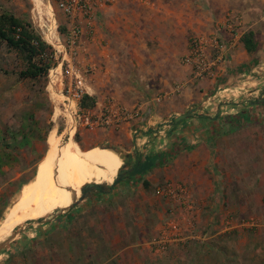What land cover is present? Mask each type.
Listing matches in <instances>:
<instances>
[{"label":"crops","instance_id":"1","mask_svg":"<svg viewBox=\"0 0 264 264\" xmlns=\"http://www.w3.org/2000/svg\"><path fill=\"white\" fill-rule=\"evenodd\" d=\"M263 6L264 0H117L103 9L81 58L82 65L94 67L85 80L95 100L89 110L97 111L110 97L140 105L141 115L119 128L87 131L84 143L72 135L66 145H56L51 131L33 178L22 170L0 185V201L17 194L0 221V240L17 230L6 248L10 264H138L157 230L149 242L160 255L166 247L157 240L169 232L160 230L165 208L176 205L162 190L167 182L183 188L191 205H176L167 227L177 218L183 232L190 230L184 216L202 225L221 220L229 230L239 231L244 220H260L264 227ZM228 20L237 24L234 32ZM247 30L257 43L252 52L239 39ZM195 34L232 41L213 77L193 78L191 65L183 62ZM55 77L48 89L59 103ZM187 110L190 115L171 124ZM171 148L170 157L141 178L92 190L59 209L71 202L66 187L78 196L89 181L110 185L124 155L143 159ZM0 155L3 174L11 163ZM63 158L68 162L61 171Z\"/></svg>","mask_w":264,"mask_h":264},{"label":"rangeland","instance_id":"2","mask_svg":"<svg viewBox=\"0 0 264 264\" xmlns=\"http://www.w3.org/2000/svg\"><path fill=\"white\" fill-rule=\"evenodd\" d=\"M48 3L52 5L53 1L0 0V13L9 11L33 25L31 15L34 12L41 17L48 15L52 24L53 10ZM57 19L58 22L64 20L60 11H57ZM24 67V63L15 52L0 43V153H3L4 160L11 163L9 169L0 174V185L22 170H27L26 175L29 179L33 178L38 162L48 147L47 138L51 131L60 137L61 143L68 137V123L62 117L54 116L55 107L59 103H56L50 95L48 73L34 79L23 78L18 75V72ZM54 84L56 89L59 88V78ZM95 128L80 125L75 135L73 134V138L84 143L87 141L85 138L91 135L89 133L86 137L85 132L93 131L92 129ZM77 132L80 137L76 135ZM10 189H5L4 193ZM79 194L80 192L78 196ZM16 199L17 194L11 197L6 196L0 201V221ZM176 207L174 204L169 205L168 208L166 206L167 218L165 217L162 223L165 228L160 229L163 232L169 231L167 222L173 219L177 212ZM46 217L47 215L42 218ZM184 219L190 226H188L190 230L184 231L186 235L182 234L184 232L181 229L178 235L180 239L166 243V248L157 255L151 249L152 244L149 242L157 235L159 231L157 230L156 234L147 240L150 251L139 252L138 264H264L262 221L250 220L253 226L245 224L246 220L240 221L241 227H237L239 228L237 231L236 228L234 230L226 228L228 224L222 223L221 220L202 225L200 221L191 219L192 222L190 218L187 219V216H184ZM174 221L178 219L175 218ZM189 221L192 222L191 225ZM24 235L25 233H21L20 238ZM6 248H9V244L0 251V264H10V258L7 257L9 250ZM14 260L17 262L16 258Z\"/></svg>","mask_w":264,"mask_h":264},{"label":"built area","instance_id":"3","mask_svg":"<svg viewBox=\"0 0 264 264\" xmlns=\"http://www.w3.org/2000/svg\"><path fill=\"white\" fill-rule=\"evenodd\" d=\"M47 1H53L52 5L48 4L53 10L54 22L51 24L48 15L41 17L34 12L31 18L33 27H36L35 30L42 40L51 47L52 60L48 69L49 80L50 73L58 68L55 79L59 78L60 80V86L57 89L60 90L64 98L57 104L61 111L57 117H62L67 122L68 117L65 112L68 109L74 119V133L80 125L90 128H119L138 118L141 115L140 105L128 107L115 102L110 97L97 111L80 107V99L83 94L87 93L86 76L94 70L90 64L82 65L81 63V58L86 52L85 42L94 34L103 9L117 0ZM57 11L62 13L63 22H58ZM236 25L234 21L226 22V27L232 32L235 31ZM231 47L232 41H225L218 34L191 35L189 50L183 57V62L191 65L193 78L213 77L216 74V67L226 60ZM180 87V85L177 86V88ZM160 99L161 96H157L156 101ZM70 102L72 105H68ZM162 190L176 205L190 208V203L184 201L183 188H174L171 183L167 182L163 185ZM183 220H185L184 217ZM189 224L191 225L192 222L189 221ZM248 225L253 226L254 224L249 222ZM168 229L169 233L161 236L157 240L158 244L163 245L180 239L178 235L181 229L176 221L170 222Z\"/></svg>","mask_w":264,"mask_h":264},{"label":"trees","instance_id":"4","mask_svg":"<svg viewBox=\"0 0 264 264\" xmlns=\"http://www.w3.org/2000/svg\"><path fill=\"white\" fill-rule=\"evenodd\" d=\"M239 39L248 52L256 49L257 43L252 30L243 32ZM0 43L4 44L11 51H14L24 63L25 67L18 72L20 77L34 79L48 73L52 60L51 47L42 40L29 21L15 16L9 11H2L0 13ZM57 73L58 68L50 73V77L56 76ZM94 105L95 100L93 96L87 93L82 95L80 99V107L82 109H90ZM171 151H173L172 148L161 154L159 153L143 159L136 157L135 160H132L131 155H124L123 164L118 169L115 180L110 185L104 182L98 184V186L94 187L93 191L102 192L104 189H110L117 182L135 175L141 178L159 162L166 160L168 156L170 157ZM131 164L133 165L131 166ZM142 181L144 185H147L146 180Z\"/></svg>","mask_w":264,"mask_h":264},{"label":"water","instance_id":"5","mask_svg":"<svg viewBox=\"0 0 264 264\" xmlns=\"http://www.w3.org/2000/svg\"><path fill=\"white\" fill-rule=\"evenodd\" d=\"M191 112H192V110H187L186 112L175 116L171 124L175 125V124L179 123L182 119H184L188 115H190ZM115 177L113 178L112 182L115 180ZM98 184L99 183H96V182H93V181H89V182L83 184L79 188V191H80L79 196L76 195V192L74 191L73 188L66 187V189L69 190L70 193H71V202L67 206L60 207L59 209L60 210H65L68 207H70L71 205H73L74 203H77V202L83 200L84 198L91 196L92 190L94 189L95 186H98ZM36 221L40 222V220H38V219ZM16 231L17 230L12 231L10 236H8L4 240L0 241V250L14 239V237L16 236V233H17Z\"/></svg>","mask_w":264,"mask_h":264},{"label":"bare ground","instance_id":"6","mask_svg":"<svg viewBox=\"0 0 264 264\" xmlns=\"http://www.w3.org/2000/svg\"><path fill=\"white\" fill-rule=\"evenodd\" d=\"M63 95L61 94V101L63 100ZM68 105H72V103L70 102ZM68 105H67V107H68ZM66 107V108H67ZM61 111H60V109L58 108V113H57V115L60 113ZM65 114L67 115V117H68V121H67V123H68V126H67V135H68V137H67V139H66V141L65 142H63V143H61V140H60V137L59 136H56V134L53 132L52 133V135H51V140H52V142L54 143V144H56V145H59V146H62V145H66L68 142H69V139L72 137V135H73V133H74V128H75V124H74V119H73V117L71 116V114H70V111L67 109L66 110V112H65ZM67 160L66 159H62V163H61V166H60V170L62 171V170H64L65 168H66V166H67Z\"/></svg>","mask_w":264,"mask_h":264}]
</instances>
